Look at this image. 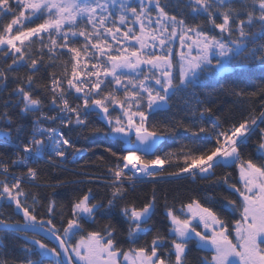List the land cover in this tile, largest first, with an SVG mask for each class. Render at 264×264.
<instances>
[{
    "label": "snow or ice",
    "instance_id": "1",
    "mask_svg": "<svg viewBox=\"0 0 264 264\" xmlns=\"http://www.w3.org/2000/svg\"><path fill=\"white\" fill-rule=\"evenodd\" d=\"M225 73L256 83L221 84L222 112L201 81ZM181 130L190 138L163 150ZM73 132L110 139L96 158L107 176L42 175L95 151ZM0 147V241L23 237L0 264H192L193 248L198 264H264V0H0ZM233 166L234 182L217 175ZM185 174L226 186L221 207L158 195L157 180ZM64 183L106 194L64 203Z\"/></svg>",
    "mask_w": 264,
    "mask_h": 264
},
{
    "label": "trees",
    "instance_id": "2",
    "mask_svg": "<svg viewBox=\"0 0 264 264\" xmlns=\"http://www.w3.org/2000/svg\"><path fill=\"white\" fill-rule=\"evenodd\" d=\"M232 82H240L244 86L251 87L255 85L256 79L248 80L246 77H238L236 74L233 73H225L223 76H210L201 81V84L206 91L211 92L216 90L214 94L217 95L218 99L220 100L218 107L222 112L227 111L229 107L233 105V98L223 95L218 90L220 89L221 84H227ZM11 86L12 85L10 84V87ZM177 103H179V101H177ZM174 111H175V107H174ZM242 112L243 109L241 107H233L231 111V116L235 119H239L242 115ZM176 114L178 116L180 115L179 112H176ZM71 135L73 136V139L78 145H82L85 148H91L95 145L96 146L95 151L78 154V158L75 159V161L67 163L66 168L58 169L55 172L45 164L41 163L40 166L42 169V175H45L46 177H50L52 180L59 179L64 181L75 180L80 176L81 171H87L90 173H94L96 175L107 176L104 167L100 164L98 160H96V158L98 156L103 155L106 157V159H110V157H108V155L104 152L103 147H99V145L102 144L103 145L109 144L110 139L103 135H96V136H86L84 134L77 135L76 132L71 133ZM190 135H191L190 133L181 130L178 133L177 137L175 138L169 137L167 140L163 142V146H164L163 150L167 151L169 148L179 147L180 142L190 138ZM255 139L256 137H253V141ZM199 142L204 144H210L213 141L211 140V138H207L206 140L202 139ZM3 150L4 149L0 147V151ZM245 151L246 152L252 151L251 144L249 148L246 149ZM86 161H96V163L85 164ZM216 171H217V175H223L225 171L231 172L233 182L238 178V170L234 166L229 169L218 168ZM155 183L157 186L158 195L167 192L169 194V197L171 198L173 194L179 193L180 194L179 198L181 200H187L190 196L195 195L200 197L206 203L208 202L207 197L211 196L214 198L215 201L214 206L217 208H220L222 204L221 194L222 193L225 195L228 194V191L226 190V186L212 185L208 182L201 181L199 178L192 179L191 176L187 174H185L181 178H175V179L165 178L163 180H157ZM88 187H91L93 189V193L97 198H100L106 194V189L103 183H94V184L64 183L61 187H58L56 189L57 199L64 203H70L74 195L82 193ZM151 188H152V183L150 182L138 184L136 186L135 191L130 192L129 198L142 200L146 194H150ZM33 191H39L43 195L50 190L45 188H40V189H33ZM4 210L9 214H11L14 211L13 208H5ZM39 211L42 213L43 209H39ZM65 211H67V209H65ZM157 211L160 214H158L157 217H155V219L157 220L158 224L163 225L164 220L162 216V201L159 203ZM57 223H59V221H57ZM22 242H23V237H19L17 240L11 243L0 241V254H6L9 257L20 256L22 253L17 245ZM46 242H48V239H46ZM189 256H190V260L192 261V264H198L199 252L195 248H193Z\"/></svg>",
    "mask_w": 264,
    "mask_h": 264
},
{
    "label": "water",
    "instance_id": "3",
    "mask_svg": "<svg viewBox=\"0 0 264 264\" xmlns=\"http://www.w3.org/2000/svg\"><path fill=\"white\" fill-rule=\"evenodd\" d=\"M47 239H48V240H51V242H52L53 244H56V241H55L54 239H52L51 237H48Z\"/></svg>",
    "mask_w": 264,
    "mask_h": 264
},
{
    "label": "rangeland",
    "instance_id": "4",
    "mask_svg": "<svg viewBox=\"0 0 264 264\" xmlns=\"http://www.w3.org/2000/svg\"><path fill=\"white\" fill-rule=\"evenodd\" d=\"M177 47H178V45H177Z\"/></svg>",
    "mask_w": 264,
    "mask_h": 264
}]
</instances>
